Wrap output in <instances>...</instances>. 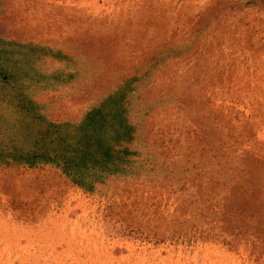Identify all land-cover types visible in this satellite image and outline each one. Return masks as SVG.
<instances>
[{
  "label": "rangeland",
  "instance_id": "374dc122",
  "mask_svg": "<svg viewBox=\"0 0 264 264\" xmlns=\"http://www.w3.org/2000/svg\"><path fill=\"white\" fill-rule=\"evenodd\" d=\"M0 264H264V0H0Z\"/></svg>",
  "mask_w": 264,
  "mask_h": 264
},
{
  "label": "trees",
  "instance_id": "16d2710c",
  "mask_svg": "<svg viewBox=\"0 0 264 264\" xmlns=\"http://www.w3.org/2000/svg\"><path fill=\"white\" fill-rule=\"evenodd\" d=\"M50 125L52 126V128H54V126H56V123L48 124V127L46 128L48 129ZM53 134L54 131H49L43 134L41 138L49 137V141H48L49 144L52 145L55 144L56 146L60 145V143L64 141V137L60 135V133L58 132L55 135ZM53 151L56 152V149L54 148ZM96 152H98V150H96ZM81 154L82 155L79 154V161H75V162L73 161L77 156L75 157V155L73 154L74 159L71 164H69L67 161H62V160L60 162H57L56 158L59 157L57 156V154H53V156H51L50 158L47 157L45 158V160L58 163L61 171L64 172L67 176H69L74 183L81 185L85 189H89V190L92 187L91 181L93 182L98 181L103 175L113 172V170L116 168L115 164H113L111 168L106 162L99 161L93 148L84 149L81 151ZM60 157L64 158L63 155H60ZM68 157L71 158L72 156L68 155ZM97 169H98V173L95 172ZM84 174L90 175L91 180L89 181L86 180L85 178L86 181L85 182L83 178H81V176Z\"/></svg>",
  "mask_w": 264,
  "mask_h": 264
}]
</instances>
